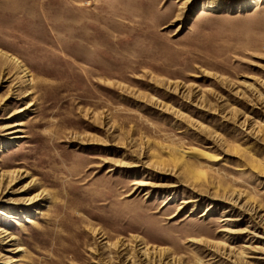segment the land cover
Segmentation results:
<instances>
[{
	"label": "rangeland",
	"instance_id": "obj_1",
	"mask_svg": "<svg viewBox=\"0 0 264 264\" xmlns=\"http://www.w3.org/2000/svg\"><path fill=\"white\" fill-rule=\"evenodd\" d=\"M0 170V264H264V0H0Z\"/></svg>",
	"mask_w": 264,
	"mask_h": 264
},
{
	"label": "bare ground",
	"instance_id": "obj_2",
	"mask_svg": "<svg viewBox=\"0 0 264 264\" xmlns=\"http://www.w3.org/2000/svg\"><path fill=\"white\" fill-rule=\"evenodd\" d=\"M183 3L185 4V2H188L189 0H182ZM32 105V103H29V105L27 107H25L24 109H29V107ZM23 111V110H22ZM24 124L23 121H19V122H15L14 124H11V126H8L7 129H12L9 133L10 134H16L18 133L19 131H21V129L19 128L20 126H22ZM21 175L20 171H1L0 170V184L2 183L3 184V181H6L8 180L9 178L12 179V178H18L19 176ZM13 180V179H12ZM16 180V179H15ZM11 181V180H10ZM143 181V180H142ZM8 183V182H7ZM148 183V182H147ZM147 183L145 182H141V181H135L133 182V186L135 185V189L136 190H139L142 186H145V185H148ZM1 184V185H2ZM39 198V197H38ZM37 199L36 198H30L28 201L29 203H32L33 201H36ZM189 202V201H188ZM188 202H185V203H188ZM181 208V206L179 207ZM208 211V210H207ZM228 211V210H227ZM207 213V212H206ZM206 213H204L203 215H206ZM229 221V219H227ZM236 220V219H235ZM238 220V219H237ZM27 222L31 223V224H34V220L32 218H27ZM234 232V231H233ZM4 232H1L0 231V238L2 237V234ZM4 235L7 236L8 238V241H12L14 239V236L13 235H9L8 233H5ZM3 238V237H2ZM6 238V239H7ZM3 240V239H2ZM143 254L144 255H148L149 254V249L148 247H144L143 248ZM241 252V251H240ZM240 252H238L240 254Z\"/></svg>",
	"mask_w": 264,
	"mask_h": 264
}]
</instances>
